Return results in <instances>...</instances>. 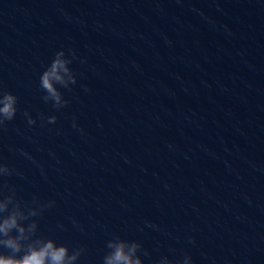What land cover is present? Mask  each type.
Segmentation results:
<instances>
[{"label":"clouds","instance_id":"clouds-1","mask_svg":"<svg viewBox=\"0 0 264 264\" xmlns=\"http://www.w3.org/2000/svg\"><path fill=\"white\" fill-rule=\"evenodd\" d=\"M71 59L67 58L63 50L55 54L50 65L40 76V87L45 95V102H53V107L60 109L68 104L60 88H69L76 83V76L69 67ZM18 98L11 92L0 90V128L12 121L17 113ZM28 125H34L36 120L25 111ZM43 120L44 118L41 117ZM55 115L47 117V122H56ZM73 122V127H75ZM14 169L0 163V177L11 176ZM3 188H8L3 185ZM2 190V189H0ZM10 194L0 198V247L6 248L8 253H0V264H76L83 249L77 248L70 251L66 244H57L54 239L35 237L37 222L25 224L31 217H36L42 209L51 206L39 205L32 207L23 205L16 197L14 188H8ZM33 198V204H38ZM110 251L104 256L103 264H144L138 252L141 248L136 241H127L115 236L107 243ZM156 264H171L167 257L157 261ZM179 264H191V257L185 256Z\"/></svg>","mask_w":264,"mask_h":264}]
</instances>
